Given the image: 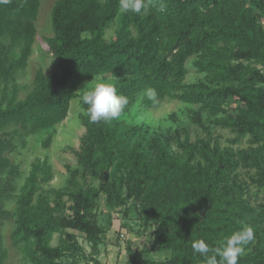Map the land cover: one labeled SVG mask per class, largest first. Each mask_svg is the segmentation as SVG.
Returning a JSON list of instances; mask_svg holds the SVG:
<instances>
[{"label":"trees","instance_id":"trees-1","mask_svg":"<svg viewBox=\"0 0 264 264\" xmlns=\"http://www.w3.org/2000/svg\"><path fill=\"white\" fill-rule=\"evenodd\" d=\"M41 2L0 0V133L8 136L0 140V264L8 259L1 229L10 219L12 245L24 264H79L62 261L79 251L73 232L84 235L98 254L102 229L92 213L103 195L113 208L136 198L146 224L158 222L155 246L172 261L159 264H204L192 243L203 239L214 249L241 229L240 220L252 209L243 201L236 171L260 168L264 160V0H145L148 9L140 14H121L119 0H58L46 43L61 72L38 71L32 90L20 98L17 76L33 55ZM191 71L203 78L185 83ZM100 76L113 79L117 94L127 97L121 115L93 123L82 102L85 134L67 187L50 186L55 172L45 157L31 163L17 189L20 172L5 152L15 149V139L31 136L49 150L78 88ZM148 88L155 89V100L144 95ZM172 101L198 106L191 120L209 135L205 117L251 135L257 147L222 150L211 138L193 143L186 135L173 154L159 135L149 142L146 131L125 119L136 106L154 110ZM112 168L124 172L120 186L105 179ZM12 198L16 208L10 212L5 204ZM56 234L67 240L52 247ZM83 256L87 264H100ZM250 261L254 258L245 255L238 264ZM127 264L156 262L130 247Z\"/></svg>","mask_w":264,"mask_h":264},{"label":"rangeland","instance_id":"rangeland-1","mask_svg":"<svg viewBox=\"0 0 264 264\" xmlns=\"http://www.w3.org/2000/svg\"><path fill=\"white\" fill-rule=\"evenodd\" d=\"M58 0H42L40 14L36 23L37 39L26 71L17 76V84L20 87V98H24L33 88V82L38 71H43L46 75L61 72V64L55 59L48 50L46 40L53 36L51 28V13ZM110 36L115 35V29L109 31ZM203 76L191 71L185 79V83H193ZM99 79L101 82L113 83L109 76H100L92 81L82 84L78 88V97L70 108L68 118L57 130L54 140L49 150H43L34 136L28 138L15 139V149L5 152L12 165L19 169L20 175L15 178L17 189L22 185L28 176L31 163L36 158L48 157L55 172V178L50 186L61 190L67 187L69 171L77 170V160L75 152L79 150L81 139L85 134V127L82 123L81 115L82 94L89 90ZM198 106L185 104L179 101L166 102L161 107L154 110H145L141 106H136L125 116L128 124L141 127L142 132L146 131V139L151 142L156 135L168 142L171 153L177 154L179 151L178 141H183L189 135L191 142L207 140L211 138L212 143H218L222 150L231 149L234 152L249 150L257 146L252 144V136L238 135L231 128H225L214 122H209L205 117V126L209 129V135L202 126L191 120L193 110ZM174 116V117H173ZM12 130H9V132ZM138 132L132 139L133 147L140 139ZM8 136L0 133V140ZM144 146V143H143ZM156 152V149L154 150ZM154 152V153H155ZM262 167H240L236 171L238 183L241 186L242 197L245 205L252 209L247 216L240 220L241 227L250 225L254 229V240L246 246L245 255L254 258V262L247 264H264V160L261 161ZM123 171L112 168L108 172V177L113 178L118 186L122 184ZM99 185V181H95ZM124 189V196L127 195ZM66 201L67 208L71 203ZM16 208V199L12 198L5 204V209L13 212ZM140 200L131 198L127 206L113 208L107 203L106 196H101L96 208L93 210L92 218L102 229L99 242V253L95 254L91 243L84 235L73 232L76 235L79 251L69 252L62 259L70 262L76 259L79 264H87L83 255L97 258L100 264H127L129 260V248L143 258L153 260L156 264L160 262H172L169 254H162L157 251L155 246L156 230L158 222L150 221L146 224V216L142 210ZM70 214L71 212L68 211ZM14 220L5 222L1 229L3 245L8 252L6 264H24L22 254L15 250L12 245V232ZM71 233V231L69 232ZM67 240L66 234H56L51 242L52 247L60 246L61 241ZM72 243V242H71ZM76 247V246H75Z\"/></svg>","mask_w":264,"mask_h":264},{"label":"clouds","instance_id":"clouds-1","mask_svg":"<svg viewBox=\"0 0 264 264\" xmlns=\"http://www.w3.org/2000/svg\"><path fill=\"white\" fill-rule=\"evenodd\" d=\"M145 0H119V12L140 14L147 11ZM144 95L149 100H155L156 91L153 88L145 90ZM81 100L87 105L86 115L90 122L96 123L116 119L127 105L128 99L118 95L112 83L101 82L97 79L92 87L82 94ZM254 240V229L250 225H243L240 230L225 237L216 248H211L203 239L192 243V249L204 257V264H238V260L246 253V246ZM212 253L209 256V253ZM219 257V261L217 260Z\"/></svg>","mask_w":264,"mask_h":264},{"label":"water","instance_id":"water-1","mask_svg":"<svg viewBox=\"0 0 264 264\" xmlns=\"http://www.w3.org/2000/svg\"><path fill=\"white\" fill-rule=\"evenodd\" d=\"M105 179L108 180V173H106ZM207 210H208V208L203 211V213H202L203 216H205Z\"/></svg>","mask_w":264,"mask_h":264}]
</instances>
